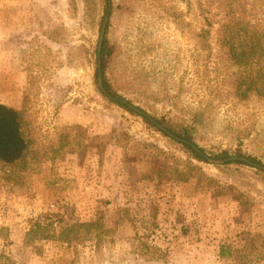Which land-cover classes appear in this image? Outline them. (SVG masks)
<instances>
[{
	"label": "rangeland",
	"instance_id": "374dc122",
	"mask_svg": "<svg viewBox=\"0 0 264 264\" xmlns=\"http://www.w3.org/2000/svg\"><path fill=\"white\" fill-rule=\"evenodd\" d=\"M107 16L115 88L153 117L191 125L201 113V147L264 165V57L220 41L244 42L232 30L246 24L264 40V0H112L108 14L104 0H0V102L23 113L29 141L22 162L0 163V264H264L260 169L200 161L106 98L96 51ZM191 164L247 202L222 209L248 212L236 258L213 242L224 230L194 193L200 180L170 179ZM84 221L97 226L60 238Z\"/></svg>",
	"mask_w": 264,
	"mask_h": 264
},
{
	"label": "trees",
	"instance_id": "16d2710c",
	"mask_svg": "<svg viewBox=\"0 0 264 264\" xmlns=\"http://www.w3.org/2000/svg\"><path fill=\"white\" fill-rule=\"evenodd\" d=\"M111 3L112 0H104V6H105V14H108L111 12ZM251 25H243L237 29H233L232 31H235V34L240 37H245V41H236L234 40L235 37H232L231 39H220L221 43L224 45L229 46L230 50L232 49H237L238 47H244L242 53L239 55L241 57L247 56L250 53L252 55H259L256 59V64L260 65V59H263L264 57V40L262 33L258 31L257 29L253 28ZM107 32V31H106ZM233 32H231V35H233ZM237 32V33H236ZM243 34V35H241ZM240 43L242 46H239ZM238 44V45H237ZM112 50L111 47L109 46V41L107 38V35L105 37L104 45L102 47V53H101V68L103 72V78H104V85L107 90V92L112 95L115 100H111L114 103H117L121 107L125 108L126 110L138 114L135 112L134 109L129 107L128 104H132V100L128 99L125 95H123L117 88L114 87L113 83L110 81L108 77V72L107 68L109 67V61L111 60L112 57ZM96 76L98 78L99 76V57H98V50L96 51ZM260 57V59H259ZM263 76V75H262ZM98 83V81H97ZM99 91L108 99L109 96L104 93L101 88L98 86ZM253 90H256L257 92H260L261 89L258 87L253 86ZM201 113L195 114V120L194 123L191 125H185L181 122L177 121H172V120H167L165 118H159L155 117L160 123L164 124L169 131L172 133L176 134L177 136L192 141L195 143L199 148L202 149L204 154L209 155L213 159H220V160H225L232 155L226 151H209L207 148L201 147L197 141H196V132L197 128L196 125L199 124L198 122V116ZM139 115V114H138ZM142 116V115H141ZM145 120L146 123L149 125L153 126L157 130L161 131L164 135L169 136L167 133L162 131L157 125H155L151 120H149L146 116H142ZM183 148H185L189 153H191L192 157L200 160V161H205L208 162V160L205 158L204 155L200 154L197 150H195L191 145L187 143H183ZM29 150V141L26 136V131H25V120L23 113L16 109L13 106H10L6 103L0 102V163L6 166H15L22 162ZM238 156H245L248 157L252 161H256L260 164H263L261 160H259L257 157L252 156V155H245L241 151H238ZM230 164H245L244 162L241 161H234V162H223V164H218V166L221 165H230ZM259 173L262 175L264 179V171L263 170H258ZM174 172L176 175H173V177H170L172 182L174 183H187L191 179H199L202 185L199 187L198 191H194L195 194H200L206 198H210L214 201V204L216 205L217 208L220 210L223 209L224 206H229L231 203L236 204V206L241 207L242 202L247 203L246 201H242L239 197H234L229 195L228 196H223L220 194V189L216 186V179L214 177H211L204 173L201 169L196 167L195 165L190 166L188 170L183 171V169L179 167H175ZM199 182V183H200ZM225 194H227L225 192ZM245 209H243L244 211ZM41 225H38L37 228L32 229L33 234L31 235V240L35 241L37 239L42 238L41 235ZM97 224L93 221H84L77 223L74 228L68 227V229H63L61 232V239H67L71 240V234L72 232L75 231V228L77 229H84L87 232H90L93 227H96ZM264 236L262 233L254 234L253 236ZM156 238L155 233L151 232L147 234L146 241L147 244L149 245V248H157L155 244H153V240ZM251 240L252 248L256 246L257 239L256 237H253ZM145 244V243H144ZM234 250V249H232ZM230 252L231 256L233 255V258H236L235 252ZM222 253H227V250L224 249L222 250ZM236 261V260H235Z\"/></svg>",
	"mask_w": 264,
	"mask_h": 264
},
{
	"label": "crops",
	"instance_id": "0c3cea01",
	"mask_svg": "<svg viewBox=\"0 0 264 264\" xmlns=\"http://www.w3.org/2000/svg\"><path fill=\"white\" fill-rule=\"evenodd\" d=\"M210 200L212 201V199ZM214 205L212 204V206L210 205V207L213 208L214 210L213 212H216V213H208V215H210L209 220H211L212 222V219L213 218L215 219V217L217 216L223 226L224 232L214 233V236H218V237L216 238L214 237L213 242L218 243L221 253H222V250L226 249L227 253H224V254L222 253V254L227 256V255H230V252L232 249H235V244L242 241V236L244 232L238 229L239 228L238 225L246 227V224H248V221L246 220L247 218L246 214H248V212L247 211H235L233 208L228 209V212L222 211L219 208H217L216 205L215 206ZM229 207L231 208L233 207V205H229L227 208Z\"/></svg>",
	"mask_w": 264,
	"mask_h": 264
},
{
	"label": "water",
	"instance_id": "95a60500",
	"mask_svg": "<svg viewBox=\"0 0 264 264\" xmlns=\"http://www.w3.org/2000/svg\"><path fill=\"white\" fill-rule=\"evenodd\" d=\"M108 21H109V16H107L105 18V21H104V24H103V27H102V30H101V35H100V38H99V43H98V57H99V85H100V88L101 90L106 93L110 99H114L115 98L110 95L106 88H105V85H104V78H103V72H102V68H101V53H102V47L104 45V41H105V35H106V29H107V25H108ZM129 107H131L132 109H134L136 112H138L139 114L141 115H144L146 116L149 120H151V122H153L155 125H157V127H159L162 131H164L165 133H167L171 138L175 139L176 141H179V142H182V143H187L189 145H191L195 150H197L200 154L204 155L205 158L210 161V162H215V161H221V160H215L211 157H209L208 155L204 154V152L202 151L201 148H199L195 143H193L192 141H189V140H186V139H183L179 136H177L176 134L172 133L171 131L168 130V128L160 123L155 117L153 116H150L148 113L144 112L143 109L139 108L138 106L136 105H133V104H128ZM223 161H231V162H234V161H241V162H244L252 167H255L257 169H261L264 171V165L263 164H260L256 161H252L250 160L248 157H245V156H238V155H235V156H231Z\"/></svg>",
	"mask_w": 264,
	"mask_h": 264
}]
</instances>
